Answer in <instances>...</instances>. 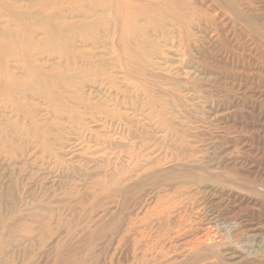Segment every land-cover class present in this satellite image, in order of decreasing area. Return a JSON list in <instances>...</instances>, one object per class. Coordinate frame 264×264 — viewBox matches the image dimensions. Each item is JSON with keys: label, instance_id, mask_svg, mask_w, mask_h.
I'll return each mask as SVG.
<instances>
[{"label": "rangeland", "instance_id": "rangeland-1", "mask_svg": "<svg viewBox=\"0 0 264 264\" xmlns=\"http://www.w3.org/2000/svg\"><path fill=\"white\" fill-rule=\"evenodd\" d=\"M100 1L0 0V264H264V0Z\"/></svg>", "mask_w": 264, "mask_h": 264}, {"label": "bare ground", "instance_id": "bare-ground-1", "mask_svg": "<svg viewBox=\"0 0 264 264\" xmlns=\"http://www.w3.org/2000/svg\"><path fill=\"white\" fill-rule=\"evenodd\" d=\"M143 1V0H142ZM141 0H101L100 3L96 5V8H103L100 13L103 14V15H106L107 17H111L112 19L109 20L108 22V25H112V29H111V32L113 33V35L116 34L118 36H122V35H126V34H130L132 32H134L132 29H129V25L124 23L123 19H137L138 17H141V16H144L142 13L140 14H135L134 12L136 10H139V7L144 5V3L142 2ZM153 1V0H152ZM159 2H162L160 5L162 6L159 7L157 6V11H158V16H165L167 15V11L169 9V5L166 4L164 1L165 0H157ZM151 2V1H149ZM167 3L171 2L172 3V0H166ZM157 3V2H156ZM95 4V3H94ZM156 5V4H155ZM154 5V6H155ZM155 8V7H154ZM141 9V8H140ZM141 11V10H140ZM147 11V10H146ZM155 11V10H154ZM150 12V11H149ZM138 13V12H137ZM146 14H149L146 12ZM135 22V21H134ZM112 23V24H111ZM142 23V22H141ZM138 24V23H137ZM133 25V24H132ZM136 26V25H135ZM122 38V37H121ZM124 38V37H123ZM114 40V39H112ZM114 43V42H113ZM119 43V41H118ZM115 46V45H113ZM121 48V47H120ZM116 49V48H115ZM118 49V48H117ZM119 51V50H118ZM121 51V50H120ZM120 54V53H119ZM121 55V54H120ZM180 57V56H179ZM126 59V58H125ZM121 60V59H120ZM123 64V62H122ZM123 67V66H122ZM127 72V71H126ZM127 75V73H125ZM130 75V73H128ZM140 74V73H139ZM192 74V73H191ZM161 76V75H160ZM164 76V75H163ZM162 76V77H163ZM165 77V76H164ZM225 116V115H224ZM77 148V147H76ZM195 165V164H194ZM186 166V165H185ZM198 166V165H197ZM169 168V167H168ZM198 168V167H197ZM159 170V169H158ZM157 171V170H155ZM159 172V171H158ZM155 173V172H154ZM153 173V175H154ZM157 173V172H156ZM149 174V173H148ZM147 174V175H148ZM151 174V173H150ZM146 175V174H145ZM146 175V176H147ZM160 175V174H159ZM149 176V175H148ZM145 177V176H143ZM150 178H151V175H150ZM140 179V178H139ZM142 179V178H141ZM140 179V180H141ZM139 180V181H140ZM130 193V192H129ZM216 214V213H215ZM209 228V227H208ZM241 228H238L236 230H233V234H237L239 232H241V230H239ZM212 230V229H211ZM249 231V230H247ZM214 233V232H213ZM257 232H253V234H256ZM208 234V233H207ZM240 234V233H239ZM244 235V234H243ZM212 236V235H211ZM250 236V235H249ZM254 236V235H253ZM249 238V237H247ZM207 239V238H206ZM210 240V239H209ZM250 242H252L251 239H249ZM244 242V241H242ZM204 243V242H203ZM211 243V242H210ZM247 243V242H246ZM250 243H248L249 245ZM252 244V243H251ZM250 244V245H251ZM244 245H246L244 243ZM245 247V246H244ZM247 247V246H246ZM245 247V248H246ZM250 247V246H249ZM230 249V248H229ZM248 249V248H247ZM233 250V249H232ZM238 252V251H237ZM224 253V252H223ZM224 255L228 256L226 260H228V262L230 264H242L243 261L246 262V258L243 257V255L239 256V257H235L234 256V253L233 254H230L229 253H224ZM211 256V255H210ZM225 256V258H226ZM237 256V255H236ZM239 259V260H238ZM259 261V260H258ZM248 263V262H247ZM244 264V263H243Z\"/></svg>", "mask_w": 264, "mask_h": 264}]
</instances>
